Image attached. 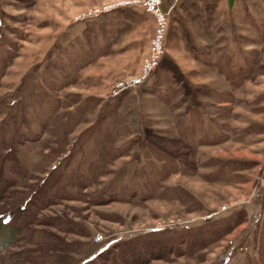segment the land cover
<instances>
[{
  "label": "rangeland",
  "instance_id": "rangeland-1",
  "mask_svg": "<svg viewBox=\"0 0 264 264\" xmlns=\"http://www.w3.org/2000/svg\"><path fill=\"white\" fill-rule=\"evenodd\" d=\"M110 1L0 0V264H264V0L117 97Z\"/></svg>",
  "mask_w": 264,
  "mask_h": 264
},
{
  "label": "crops",
  "instance_id": "crops-1",
  "mask_svg": "<svg viewBox=\"0 0 264 264\" xmlns=\"http://www.w3.org/2000/svg\"><path fill=\"white\" fill-rule=\"evenodd\" d=\"M165 2L167 3L166 9L171 11L169 15V31L165 41L166 47H168V37L171 36L169 35L171 30L185 27L186 23L193 21V19L197 21L201 19L208 21L209 19L215 21L216 25L222 26H225V24L234 25L237 22H230L228 20L232 18L237 20L236 17L241 19L242 16H249L251 11L253 12L254 10L255 0H177V2L166 0ZM124 8H130L121 21L126 27V33L130 36L132 35L133 38L128 46V50L131 52V60L125 70V73H131L137 68L136 62L140 59L139 57L142 53L145 56L149 49L150 40L155 29V22L154 17L147 11H144L141 6L130 5ZM240 22L242 23V21ZM137 48L140 49L138 55L135 54ZM166 54L163 56V60ZM139 68L125 77L132 76L138 72Z\"/></svg>",
  "mask_w": 264,
  "mask_h": 264
},
{
  "label": "built area",
  "instance_id": "built-area-1",
  "mask_svg": "<svg viewBox=\"0 0 264 264\" xmlns=\"http://www.w3.org/2000/svg\"><path fill=\"white\" fill-rule=\"evenodd\" d=\"M130 5L141 6L144 11L150 13L154 17L155 30L150 40V47L143 57L140 70L135 75L116 82L111 89V94L114 97L146 83L162 63L166 53L165 41L169 31L170 12L164 8V0H114L87 8L78 16V20L81 21L95 19L100 15L114 11V9Z\"/></svg>",
  "mask_w": 264,
  "mask_h": 264
}]
</instances>
